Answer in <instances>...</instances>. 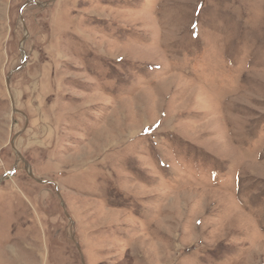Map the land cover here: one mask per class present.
Returning <instances> with one entry per match:
<instances>
[{
    "label": "rangeland",
    "instance_id": "1",
    "mask_svg": "<svg viewBox=\"0 0 264 264\" xmlns=\"http://www.w3.org/2000/svg\"><path fill=\"white\" fill-rule=\"evenodd\" d=\"M0 264H264V0H0Z\"/></svg>",
    "mask_w": 264,
    "mask_h": 264
},
{
    "label": "water",
    "instance_id": "2",
    "mask_svg": "<svg viewBox=\"0 0 264 264\" xmlns=\"http://www.w3.org/2000/svg\"><path fill=\"white\" fill-rule=\"evenodd\" d=\"M38 3V2H37ZM39 5H45V4H42V3H38ZM27 164V163H26ZM27 169H29V167L27 168ZM29 173H30V175L32 176V177H34V174H33V172L29 169ZM35 178V177H34ZM39 182H45V181H41V180H38Z\"/></svg>",
    "mask_w": 264,
    "mask_h": 264
}]
</instances>
